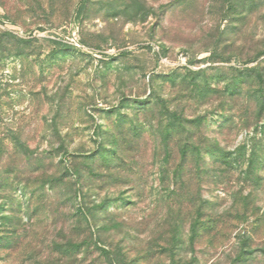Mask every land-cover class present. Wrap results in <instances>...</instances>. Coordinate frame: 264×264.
Returning <instances> with one entry per match:
<instances>
[{
	"label": "rangeland",
	"instance_id": "1",
	"mask_svg": "<svg viewBox=\"0 0 264 264\" xmlns=\"http://www.w3.org/2000/svg\"><path fill=\"white\" fill-rule=\"evenodd\" d=\"M165 132L191 136L200 199L229 229L190 231ZM11 168L0 217L38 242L0 264H264V0H0Z\"/></svg>",
	"mask_w": 264,
	"mask_h": 264
},
{
	"label": "trees",
	"instance_id": "2",
	"mask_svg": "<svg viewBox=\"0 0 264 264\" xmlns=\"http://www.w3.org/2000/svg\"><path fill=\"white\" fill-rule=\"evenodd\" d=\"M81 0H78V3H80ZM178 135V136H176ZM177 137V138H176ZM190 135H185L183 136L179 135L178 133L172 134L171 132H165L163 136V141L165 143V147L168 153L171 154L173 160L175 159L177 161V167L174 171L175 176H179L182 178L183 173L185 172V215H188V217L191 219L190 222V231L197 235L199 234L200 229L202 228H207L208 227H216L217 224H220L222 226V230L229 229V224L231 221H233L234 218L230 214H228V218H223L222 216H211L207 215L206 213V207H205V202L200 199V194H199V183H198V176L201 174V171L199 170V167L197 166V170L195 171V168L193 164L197 165V161L201 159V153L199 150H196L197 148L193 149V144H192V138H190ZM173 138H176L175 143L171 145L170 149L168 148V143L171 142ZM14 146L18 147L21 149L22 154H25L26 151L25 147L22 143L18 142V140L15 138ZM192 147V149H191ZM219 157L215 161H221L222 164H229L232 161H229V153L226 152L223 149H220L218 151ZM195 165V167H196ZM185 168V171H184ZM192 172V173H191ZM20 171L19 169H5V170H0V199H8L9 197L13 198L14 196H11L13 194L14 186L16 181L19 178ZM24 173V172H22ZM21 173V174H22ZM41 175L46 181V183H51L53 180L55 182L59 181V178H54L53 175L48 174V172H42ZM11 177H13L11 179ZM54 178V179H53ZM75 185V184H74ZM73 187V185H72ZM77 188H74L70 196L75 197L77 195ZM41 199V196L36 198L35 203L39 205V200ZM14 200V199H12ZM38 208V206H36ZM188 211V212H187ZM76 212L79 213L80 218L83 220H86L87 223V217L84 209H82L81 206L76 207ZM203 218V221L200 222ZM2 220L1 224L3 223V226H0V250L1 249H9L13 248L17 243H23L25 245H29L31 248L33 246H36V243L38 242L35 237H33V228H29L26 231L23 230V232H19V229L24 228V223L20 222V219L17 217H12L8 214L3 215L0 217ZM14 221V222H13ZM30 230V231H29ZM29 232V233H28ZM69 242V243H68ZM67 243L69 244V249L74 250V252L78 251L79 244L78 242H72L68 241ZM105 251V250H103ZM71 253V251H70ZM75 255V254H73ZM109 256V255H108ZM107 256V257H108ZM109 259V258H108ZM110 264H114L112 259L108 260Z\"/></svg>",
	"mask_w": 264,
	"mask_h": 264
}]
</instances>
